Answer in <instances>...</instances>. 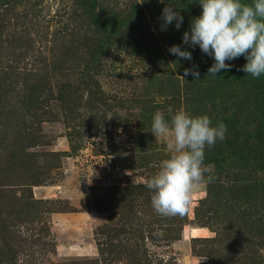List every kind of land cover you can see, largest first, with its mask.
Returning <instances> with one entry per match:
<instances>
[{
    "label": "rangeland",
    "instance_id": "1",
    "mask_svg": "<svg viewBox=\"0 0 264 264\" xmlns=\"http://www.w3.org/2000/svg\"><path fill=\"white\" fill-rule=\"evenodd\" d=\"M141 2L0 0V264H264V75L244 56L208 74L182 42L199 0ZM181 109L227 133L205 148L215 180L166 217L144 184L170 156L151 125Z\"/></svg>",
    "mask_w": 264,
    "mask_h": 264
},
{
    "label": "clouds",
    "instance_id": "2",
    "mask_svg": "<svg viewBox=\"0 0 264 264\" xmlns=\"http://www.w3.org/2000/svg\"><path fill=\"white\" fill-rule=\"evenodd\" d=\"M199 3L202 13L192 20L190 33L183 34L182 42L198 45L203 53L214 57L208 74L216 76L222 69L232 67L226 60L244 56L247 61L242 68L244 72L257 79L264 75V0H251V3L199 0ZM161 18L162 29L173 21L179 29L184 20L170 5L163 8ZM169 52L180 59H192L191 52L182 50L180 45L171 46ZM190 73L199 77L198 71L184 70L185 76ZM151 133L156 140L166 142L170 153L160 170L144 180L152 191L151 205L162 216L182 217L189 211L193 195L215 180L213 166L204 163L205 148L215 146L217 140L223 141L227 126L223 122L213 126L208 115L193 116L183 109L169 120L158 110L153 116Z\"/></svg>",
    "mask_w": 264,
    "mask_h": 264
}]
</instances>
